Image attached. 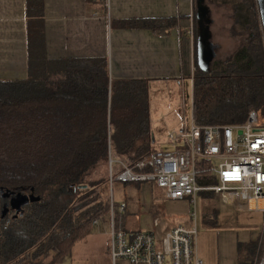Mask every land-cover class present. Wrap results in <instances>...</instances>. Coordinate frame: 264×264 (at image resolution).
Segmentation results:
<instances>
[{
  "label": "trees",
  "instance_id": "obj_1",
  "mask_svg": "<svg viewBox=\"0 0 264 264\" xmlns=\"http://www.w3.org/2000/svg\"><path fill=\"white\" fill-rule=\"evenodd\" d=\"M224 3L241 48L203 70L195 18L193 118L199 125L239 124L254 110L264 126V36L256 0ZM193 6L195 13V0ZM44 18L43 0H25L27 76L0 79V189L40 197L17 216H2L0 195L3 264L64 263L75 243L93 232V219L109 212V179L86 178L109 152L135 164L156 150L147 79H111L104 57L47 59ZM123 24L166 34L176 20ZM261 243L260 236L238 242L237 263L253 264Z\"/></svg>",
  "mask_w": 264,
  "mask_h": 264
},
{
  "label": "crops",
  "instance_id": "obj_2",
  "mask_svg": "<svg viewBox=\"0 0 264 264\" xmlns=\"http://www.w3.org/2000/svg\"><path fill=\"white\" fill-rule=\"evenodd\" d=\"M43 2L46 58L104 57L111 79H147L150 127L153 136L157 134L159 131L153 124L155 118L151 115L150 85L180 87L190 80L194 63V0ZM147 18H175L176 24L166 34L123 24L125 20ZM26 76L25 0H0V79H24ZM157 114L167 130L180 120L177 112L175 116L168 110L157 111ZM112 197L116 204L125 202L123 225L131 233L151 230L155 223L158 234L171 222L187 228L195 226L193 249L203 264H238V242L258 238L263 223L262 212L238 209L210 191H200L196 196L203 230L197 229L196 216L193 218L191 214L166 207L168 204L191 207L190 197L168 200L154 183L116 181ZM157 201L161 202L160 207ZM179 218L187 221L181 222ZM98 231L96 235L103 240L100 252L108 254L107 235L102 228ZM70 260L72 264L75 259Z\"/></svg>",
  "mask_w": 264,
  "mask_h": 264
},
{
  "label": "built area",
  "instance_id": "obj_3",
  "mask_svg": "<svg viewBox=\"0 0 264 264\" xmlns=\"http://www.w3.org/2000/svg\"><path fill=\"white\" fill-rule=\"evenodd\" d=\"M194 69L192 64L188 105L184 99L180 120L166 135L168 149H156L135 164L113 159L109 152V184L154 183L168 200L190 197L193 218L200 191L218 194L224 203L238 209L262 212V252L253 264H264V126L254 110L239 124L195 123ZM208 177L214 183L199 182ZM109 203L107 215L93 219L92 226L106 233L112 264H203L193 249L195 226L187 228L171 222L158 234L155 223L151 230L131 233L123 225L125 202L116 204L110 195Z\"/></svg>",
  "mask_w": 264,
  "mask_h": 264
},
{
  "label": "rangeland",
  "instance_id": "obj_4",
  "mask_svg": "<svg viewBox=\"0 0 264 264\" xmlns=\"http://www.w3.org/2000/svg\"><path fill=\"white\" fill-rule=\"evenodd\" d=\"M226 1H236L240 2V0H206V4L210 11V32H211V40L214 44L217 45L218 50V57H226L229 56L232 59L234 52L241 48V41L238 37L231 35V30L234 26L233 19L231 17V10L228 6L224 3ZM194 65V63H193ZM190 80L187 81L186 85H181L180 87L174 85H166V84H156L150 85V93L152 98V117L155 118L153 124L156 126L157 134L155 133V142L154 147L157 149H168L166 145V135L167 132L172 129L174 126L169 127L166 129L165 124L163 121L159 119L160 117L157 114V111L164 112L168 110L173 116H175L176 112L178 116H181V108L183 100H186V104L188 105V101L190 99L191 94V84ZM177 110V111H176ZM117 159V158H116ZM114 167V166H113ZM116 167H119L116 165ZM117 169V168H115ZM109 177V160L107 162L98 166L90 175V177L86 178L87 181H95L99 178H108ZM115 182L112 185L109 184L108 181V193L112 196L113 187ZM159 190V189H158ZM1 202V201H0ZM159 203V207L161 202ZM2 204V202H1ZM166 207L171 209L172 211H181V213H187L189 216L192 213V209L187 204L183 206L180 205L181 208L178 206H173L168 204ZM189 207V208H188ZM156 209V208H155ZM192 216V214H191ZM196 224L197 229L203 230V224L201 219V207L199 202H197L196 206ZM263 219V217H262ZM179 221L186 222L187 219L179 218ZM217 227V226H211ZM98 230H94L87 238L82 241L75 243L70 256L66 259L64 264H69L70 258H73L72 264H111V259L106 252H100V248L102 246V237H99ZM212 237V236H211ZM213 238V237H212ZM87 258V260H85ZM80 262V263H77ZM3 264V262H0ZM117 264H121L120 261Z\"/></svg>",
  "mask_w": 264,
  "mask_h": 264
},
{
  "label": "water",
  "instance_id": "obj_5",
  "mask_svg": "<svg viewBox=\"0 0 264 264\" xmlns=\"http://www.w3.org/2000/svg\"><path fill=\"white\" fill-rule=\"evenodd\" d=\"M257 10L260 16L262 32L264 36V0H256ZM195 17L198 26V35H197V63L203 70L209 68L212 57L214 56L215 45L211 40L210 32V11L206 4V0H195ZM0 195L2 198L10 197L9 203L4 204L1 214L4 216L9 209L14 210L13 216L21 213L23 207L29 202H34L39 200L38 195L33 193H20L3 191L0 189Z\"/></svg>",
  "mask_w": 264,
  "mask_h": 264
},
{
  "label": "flooded vegetation",
  "instance_id": "obj_6",
  "mask_svg": "<svg viewBox=\"0 0 264 264\" xmlns=\"http://www.w3.org/2000/svg\"><path fill=\"white\" fill-rule=\"evenodd\" d=\"M215 45V48H214V56L212 57V60H211V63L216 59V58H218V48H217V45L216 44H214ZM210 63V64H211ZM5 201L4 202H6V204H8L9 203V200H10V197H7V198H3ZM13 215L14 214V210H12V209H9L8 210V212L5 214V215Z\"/></svg>",
  "mask_w": 264,
  "mask_h": 264
},
{
  "label": "bare ground",
  "instance_id": "obj_7",
  "mask_svg": "<svg viewBox=\"0 0 264 264\" xmlns=\"http://www.w3.org/2000/svg\"><path fill=\"white\" fill-rule=\"evenodd\" d=\"M250 205H253V202H250Z\"/></svg>",
  "mask_w": 264,
  "mask_h": 264
}]
</instances>
